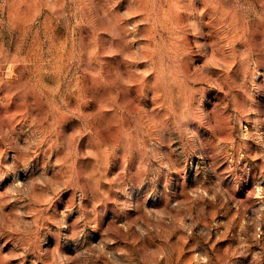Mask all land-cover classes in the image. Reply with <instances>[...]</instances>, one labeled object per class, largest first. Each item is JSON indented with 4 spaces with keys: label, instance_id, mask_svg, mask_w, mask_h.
Wrapping results in <instances>:
<instances>
[{
    "label": "rangeland",
    "instance_id": "rangeland-1",
    "mask_svg": "<svg viewBox=\"0 0 264 264\" xmlns=\"http://www.w3.org/2000/svg\"><path fill=\"white\" fill-rule=\"evenodd\" d=\"M0 264H264V0H0Z\"/></svg>",
    "mask_w": 264,
    "mask_h": 264
}]
</instances>
